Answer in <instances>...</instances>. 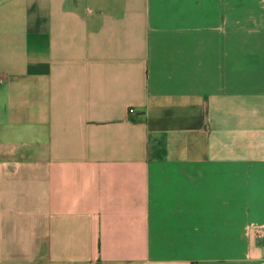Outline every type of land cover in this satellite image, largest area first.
Masks as SVG:
<instances>
[{
    "label": "crops",
    "instance_id": "obj_1",
    "mask_svg": "<svg viewBox=\"0 0 264 264\" xmlns=\"http://www.w3.org/2000/svg\"><path fill=\"white\" fill-rule=\"evenodd\" d=\"M0 264H264V0H0Z\"/></svg>",
    "mask_w": 264,
    "mask_h": 264
}]
</instances>
